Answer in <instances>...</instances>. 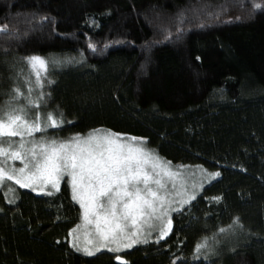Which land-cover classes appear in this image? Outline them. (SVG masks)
<instances>
[{"label": "trees", "instance_id": "16d2710c", "mask_svg": "<svg viewBox=\"0 0 264 264\" xmlns=\"http://www.w3.org/2000/svg\"><path fill=\"white\" fill-rule=\"evenodd\" d=\"M0 29V100L42 93L63 116L49 139L110 131L220 173L164 239L93 256L70 243L82 215L67 181L0 191V264H264V0H0ZM32 56L49 62L42 87Z\"/></svg>", "mask_w": 264, "mask_h": 264}, {"label": "snow or ice", "instance_id": "6c2138e0", "mask_svg": "<svg viewBox=\"0 0 264 264\" xmlns=\"http://www.w3.org/2000/svg\"><path fill=\"white\" fill-rule=\"evenodd\" d=\"M255 6L261 8V4ZM6 31L0 29V32ZM27 62L36 76L37 86L42 87L41 80L49 62L39 56L29 57ZM14 91L13 99L27 100V107H13L10 102L7 110L0 108V185L12 180L23 188L39 182L58 191L59 182L68 177L73 199L83 210V224L70 235L78 241L75 234L83 230L87 237L83 247L79 243L73 246L88 256L102 249L119 252L146 243L151 232L157 229L160 239L169 234L171 219H167L166 224L164 220L174 202L168 196L180 186L179 170L173 171L154 153L147 152L143 140L110 131L97 130L68 141L35 138L27 141L25 137H34L35 133L45 132L49 127H60L63 116L60 114L58 119L49 113L42 119L36 113L33 118L27 108H39L43 94L33 101L31 88L27 96L19 89ZM14 137H19V141L13 140ZM10 160H18L22 166L9 167ZM204 175L216 179L220 173ZM194 198V195L190 197ZM187 203L189 200L182 201V204ZM171 210L180 211V208ZM237 223L238 218L233 221ZM224 231L226 229H220ZM206 247L207 241L198 243L195 252L199 255Z\"/></svg>", "mask_w": 264, "mask_h": 264}, {"label": "rangeland", "instance_id": "374dc122", "mask_svg": "<svg viewBox=\"0 0 264 264\" xmlns=\"http://www.w3.org/2000/svg\"><path fill=\"white\" fill-rule=\"evenodd\" d=\"M15 89H19V88H15ZM19 90L25 96L29 95V91L24 93V91H22L21 89H19ZM30 95H31V99L33 101H36L37 100V97L40 94H38L35 89L34 90L32 89ZM15 96H16V92L15 91H13L9 95L3 96L1 98V100H0V108H4L5 110H7L8 107H9V103L10 102H11V104H12L13 107H21V106L27 107V100H25L23 98H21L19 100H14L13 98ZM39 103H40V107L39 108H36V107H28L27 108V111H28V113H29L30 116H32L34 118L35 117V114L36 113H39L40 116H41V118L43 119V118H46V116L49 113H51V114L54 115V117H56L55 114H54V112L48 106V103L46 102V100H45L44 97H43V100L42 101H39ZM56 118H58V117H56ZM51 129H54V128L49 127L47 129V131L48 130H51ZM47 131L40 132V133H35V136L34 137H25V139L27 141H30L33 138L38 139V140L39 139H46V140H49V141L50 140H53V139H49V136L46 133ZM99 131L100 132H106V131H103V130H99ZM90 133H93V132H90ZM90 133H88V134H86L84 136H81V137H86ZM12 139L15 140V141H19L20 138L19 137H14ZM68 140H70V139H68ZM68 140H65V141H68ZM57 141H59V140H57ZM28 146H30V145L26 144V147H28ZM144 149L147 152H150L145 147H144ZM150 153H152V152H150ZM159 159H160V161L165 162L173 171H177V170L180 171V180H179V185L180 186L177 188L176 191L171 192V194L168 196V199H170V200H172L174 202L171 205V208L168 209L169 215L164 220V223L166 224L167 223V219H169V218L171 219V214L174 212L171 209L172 208H180L182 205H184V204H182V201L183 200H191L190 197L193 196V195L195 196V193L198 190V188L201 187L202 184H204L206 182H209V181L207 180V177L204 175L205 172H204V170L202 168H198V169L197 168H188L187 166H175L174 167L172 164H170V163L162 160L161 158H159ZM20 166H22V165L20 164V161H18V160L17 161H11V160L9 161V167L18 168ZM64 181H67V183L69 185V188L71 190L72 197H73V192H72V188L70 186V183L68 182V177H64L59 182V189L61 187V184ZM20 188H22V187H20L18 184H16L12 180H5L4 183L2 185H0V191L2 193H4L6 196H8V197H13L19 191ZM23 188L32 190V191H34L36 193H47V192L57 191L56 189L51 188L50 185L45 186L43 184H40L39 182L37 184H35L33 187H23ZM41 189H43V190H41ZM77 204L80 206L79 203H77ZM80 209H81V207H80ZM82 211L83 210L81 209V215H82ZM154 223H159V221H155ZM82 224H83V220L81 218L80 223L75 228H77L78 226H80ZM155 231H159V230L157 229ZM155 231H152L151 232V235H154ZM232 234H234L233 236H236V232H233L232 231ZM75 235L79 237V240L77 241L74 238L73 235H70V243H71L72 247L76 250V248L73 246L74 243H79L81 245V247H83V245H84L85 240L87 239V237L84 235V232H83L82 229H81L80 232L76 233ZM151 235L148 238H150ZM141 239H143V237ZM123 250H125V249H123ZM101 251H108V250L107 249H102ZM101 251H99V252H101ZM77 252L85 255L83 253V251H77ZM97 253H95V254H97ZM85 256H88V255H85Z\"/></svg>", "mask_w": 264, "mask_h": 264}]
</instances>
